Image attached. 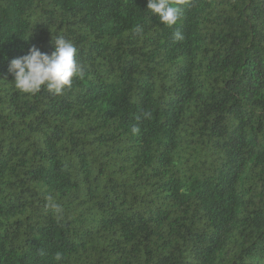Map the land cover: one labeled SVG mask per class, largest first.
<instances>
[{
	"label": "trees",
	"instance_id": "1",
	"mask_svg": "<svg viewBox=\"0 0 264 264\" xmlns=\"http://www.w3.org/2000/svg\"><path fill=\"white\" fill-rule=\"evenodd\" d=\"M174 2L0 0V264H264V0ZM57 36L85 78L19 92Z\"/></svg>",
	"mask_w": 264,
	"mask_h": 264
},
{
	"label": "clouds",
	"instance_id": "2",
	"mask_svg": "<svg viewBox=\"0 0 264 264\" xmlns=\"http://www.w3.org/2000/svg\"><path fill=\"white\" fill-rule=\"evenodd\" d=\"M147 9L158 16L161 24L169 27L176 25L182 16V9L174 0H147ZM172 38L174 42L184 39L179 28L173 31ZM53 44L51 53L32 46L26 54L11 59L8 71L19 92L35 95L44 89L53 95H62L65 89L71 88L74 78H85V67L76 59L75 44L63 36H57ZM150 116L149 111H144L135 118L139 121ZM131 131L133 134L139 133V125H133ZM47 207L57 213L61 211V206L51 197L47 198Z\"/></svg>",
	"mask_w": 264,
	"mask_h": 264
}]
</instances>
